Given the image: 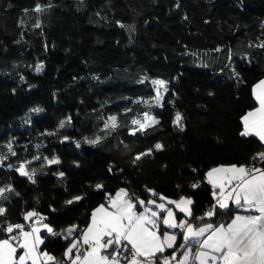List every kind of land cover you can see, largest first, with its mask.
<instances>
[{
	"label": "trees",
	"instance_id": "1",
	"mask_svg": "<svg viewBox=\"0 0 264 264\" xmlns=\"http://www.w3.org/2000/svg\"><path fill=\"white\" fill-rule=\"evenodd\" d=\"M37 2L51 7L36 13ZM262 22L264 0H0V155L7 157L0 161V187L14 188L0 200L7 209L0 222L24 223L23 214L35 209L55 232L83 227L95 206L123 188L145 201L157 199L146 189L187 196L192 222L201 223L195 218L215 203L206 169L264 167L251 159L264 144L239 135L241 116L255 105L252 86L264 77ZM144 77L167 82L161 107L152 103L149 83L139 82ZM36 107L43 111H30ZM146 111L159 123L129 135L131 119ZM177 112L183 130L173 123ZM109 114L120 127L95 146L85 143L105 136L101 118ZM156 143L161 150L133 164ZM51 152L60 164H44ZM37 154L41 160L26 165L37 169L33 183L15 168ZM75 196L83 199L66 203ZM236 211L217 209L211 222ZM68 242L47 235L41 248L63 260Z\"/></svg>",
	"mask_w": 264,
	"mask_h": 264
},
{
	"label": "snow or ice",
	"instance_id": "2",
	"mask_svg": "<svg viewBox=\"0 0 264 264\" xmlns=\"http://www.w3.org/2000/svg\"><path fill=\"white\" fill-rule=\"evenodd\" d=\"M48 7H51L50 3L42 5L37 2L32 11L41 13ZM27 11L28 9H25L26 13ZM118 24L122 28L126 27L119 22ZM261 26L264 27V22ZM34 27H40L39 20ZM258 47L264 48V43ZM215 51L219 52L221 49L217 48ZM42 68L43 64H38L35 70L39 73ZM236 76L238 77L239 74L237 73ZM144 79L139 82L144 83ZM151 83L155 92L151 100L155 101V106L160 107L168 91L167 82L156 79ZM251 94L257 106L241 116L243 128L239 135L254 136L264 143V78L252 86ZM144 103L147 105L149 101ZM30 111L39 113L43 109L36 107ZM101 119H103V127L100 131L105 136L96 135L94 139L85 137V143L95 146L120 127L115 115ZM71 120V116L61 120L58 128L63 129L66 124L71 123ZM180 121L181 115L177 112L173 123L183 130ZM158 123L155 116L150 111H146L142 118L137 116L131 119L132 127H129V135L136 136L137 133L144 135L148 129ZM46 134L56 135L55 132ZM124 146L128 147V145ZM6 147L12 156L17 155L11 144ZM76 147H80L79 142L76 143ZM161 149L162 145L156 143L154 148L137 153L132 162L135 164L142 157L152 155L154 150ZM5 159H7L5 155H0V161ZM251 159L253 162L259 160L264 163V152L258 153ZM40 160L41 156L37 154L31 160L20 162L15 171L35 183L33 176L37 169L26 170V165ZM43 161L48 166L61 163L55 156L52 158L45 156ZM44 164H41V167ZM12 167L9 165V168ZM109 170L111 171V168ZM54 174L59 177L64 176L63 172ZM206 178L213 187L212 195L215 203L203 216L195 218L201 222L200 224L192 222L191 198L181 196L178 200H174L156 193L153 189H146L150 196L164 201L158 203L157 199L145 201L121 188L115 196H109L105 204L99 205L92 211L90 221L85 228L80 229L78 225H71L64 230L67 235L57 233L48 223H43L47 217L42 216L35 209L23 214L25 222L36 217L35 222L27 225L28 230L24 223L13 224L6 220L0 222V232L4 233V237L0 238V264H65V261L67 264H264V167H258L256 163L219 166L208 171ZM197 186L193 185L194 188ZM102 187L96 185L97 189ZM216 189L219 191L217 192ZM6 192H14L11 184L0 187V200L8 199ZM81 199L83 197L75 196L66 203L70 205ZM167 205H173L185 219H178L173 208ZM232 206L237 211L230 222H222L218 225L211 222L217 209L227 211ZM6 212L7 209L0 206V217L5 216ZM241 212L247 214L242 215ZM161 226L168 230L179 229L183 243L177 245L176 232L161 233ZM42 228L50 235H62L69 241L63 253V260H58L52 254L39 249V245L44 243L40 235ZM169 249L172 250L170 254L164 255Z\"/></svg>",
	"mask_w": 264,
	"mask_h": 264
},
{
	"label": "crops",
	"instance_id": "3",
	"mask_svg": "<svg viewBox=\"0 0 264 264\" xmlns=\"http://www.w3.org/2000/svg\"><path fill=\"white\" fill-rule=\"evenodd\" d=\"M262 78H264V77H262ZM261 78V79H262ZM258 82V81H257ZM256 82V83H257ZM255 106H257L256 104L253 106V107H255ZM252 107V108H253ZM252 108H250V109H248L247 111H249V110H251ZM247 111H245L244 113H243V115L244 114H246L247 113ZM242 124V123H241ZM242 128H243V125H242ZM264 144V143H263ZM260 152H264V151H257L256 152V155L258 154V153H260ZM220 166H229V165H220ZM239 166V165H238ZM215 167H219V166H215ZM215 167H211V168H208V169H206L205 170V172H204V180H206L207 181V178H206V174H207V172L208 171H210L212 168H215ZM208 182V181H207ZM211 185V184H210ZM212 186V185H211ZM121 188H119V189H117V190H115L110 196H115V194H116V192H118L119 190H120ZM212 190H213V187H212ZM216 191L218 192L219 190L218 189H216ZM181 197V196H180ZM180 197H177V198H175L174 200H178ZM184 197H186V198H189V197H187V196H184ZM151 199H154V198H151ZM157 202L158 203H161V202H164V201H159L158 199H157ZM102 204V203H101ZM101 204H98L97 206H95L91 211H90V214H89V221H90V217H91V213H92V211L94 210V209H96L99 205H101ZM167 207H171V208H173V211L176 213V212H178V210L177 209H175V207L173 206V205H167ZM191 207V206H190ZM236 213V212H235ZM234 213V214H235ZM233 214V215H234ZM241 214L242 215H246L247 213H243V212H241ZM232 215V216H233ZM231 216V217H232ZM231 217L230 218H228L227 220H224V221H220V222H217V223H214V224H220V223H222V222H230V219H231ZM181 219H185L184 217L183 218H181ZM89 221H88V223H89ZM28 222V221H27ZM43 223H46V222H43ZM87 223V224H88ZM24 224L26 225V230H28V228H27V223L26 222H24ZM87 224L85 225V226H83V227H80V229H83V228H85L86 226H87ZM200 224V223H199ZM67 229V228H66ZM65 230V229H64ZM64 230H61L60 232H57V233H63L64 235H67V233L66 232H64ZM161 233L163 232V231H173V232H176L177 233V236H178V240H177V245L179 244V243H183V238H182V234H181V232H180V230L179 229H173V230H168V229H165V228H163V226H161ZM40 235L42 236V238H43V240L45 239V237L47 236V235H50V234H48L47 233V231L46 230H44L43 228L41 229V232H40ZM62 236V235H61ZM75 236V235H74ZM63 237V236H62ZM74 238V237H73ZM42 245V244H41ZM41 245H39V249L41 250V251H45V250H43L42 248H41ZM169 250H171V249H169ZM168 251V250H167ZM166 251V252H167ZM181 251H183V250H181ZM47 252V251H46ZM165 252V253H166ZM164 253V255H168V254H165ZM159 255V254H158Z\"/></svg>",
	"mask_w": 264,
	"mask_h": 264
},
{
	"label": "rangeland",
	"instance_id": "4",
	"mask_svg": "<svg viewBox=\"0 0 264 264\" xmlns=\"http://www.w3.org/2000/svg\"><path fill=\"white\" fill-rule=\"evenodd\" d=\"M144 78H145V77H144ZM144 78H143V79H144ZM144 80L147 81V82L149 83V85H150V87H151V89H152V97H153V96L155 95V92L153 91V87H154V86L152 85L151 81H152V80H156V79H155V78H152V77H147V79H144ZM239 82H240V79L238 78L237 81H236V83L234 84V86L237 87L238 84H239ZM166 86H167V85H166ZM167 89H168V86H167ZM161 91H163V89H161ZM167 94H168V91L165 93V95H164V99L168 96ZM170 100H173V97H170ZM152 103L155 104V101L152 100ZM162 104H163V103H162ZM156 107H157V106H156ZM160 107H161V106H160ZM108 116H111V114L107 115L106 118H107ZM142 116H143V115H141V116H139V117L142 118ZM53 156L58 157V158L60 159V156H59L56 152H51L50 154L47 155L48 158H52ZM60 161H61V159H60ZM27 169H28V168H27ZM27 169H26V170H27Z\"/></svg>",
	"mask_w": 264,
	"mask_h": 264
},
{
	"label": "built area",
	"instance_id": "5",
	"mask_svg": "<svg viewBox=\"0 0 264 264\" xmlns=\"http://www.w3.org/2000/svg\"><path fill=\"white\" fill-rule=\"evenodd\" d=\"M35 220H36V217H33V218H31L28 222H26L27 223V225L28 224H31V223H33V222H35Z\"/></svg>",
	"mask_w": 264,
	"mask_h": 264
},
{
	"label": "water",
	"instance_id": "6",
	"mask_svg": "<svg viewBox=\"0 0 264 264\" xmlns=\"http://www.w3.org/2000/svg\"><path fill=\"white\" fill-rule=\"evenodd\" d=\"M65 264H66V262H65Z\"/></svg>",
	"mask_w": 264,
	"mask_h": 264
}]
</instances>
